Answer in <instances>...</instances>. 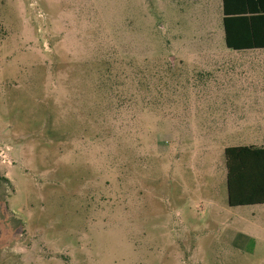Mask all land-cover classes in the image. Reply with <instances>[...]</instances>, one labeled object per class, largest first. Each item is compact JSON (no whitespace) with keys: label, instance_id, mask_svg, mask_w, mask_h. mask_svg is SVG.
Segmentation results:
<instances>
[{"label":"rangeland","instance_id":"1","mask_svg":"<svg viewBox=\"0 0 264 264\" xmlns=\"http://www.w3.org/2000/svg\"><path fill=\"white\" fill-rule=\"evenodd\" d=\"M220 12L0 0V264H264V203L227 201L244 140L216 132L264 98V53Z\"/></svg>","mask_w":264,"mask_h":264},{"label":"trees","instance_id":"2","mask_svg":"<svg viewBox=\"0 0 264 264\" xmlns=\"http://www.w3.org/2000/svg\"><path fill=\"white\" fill-rule=\"evenodd\" d=\"M221 10L228 48L264 47V0H221ZM224 156L228 204L264 203V147L226 146Z\"/></svg>","mask_w":264,"mask_h":264},{"label":"crops","instance_id":"3","mask_svg":"<svg viewBox=\"0 0 264 264\" xmlns=\"http://www.w3.org/2000/svg\"><path fill=\"white\" fill-rule=\"evenodd\" d=\"M220 23L222 24V10H221V0H220ZM223 28V27H222ZM223 32V30H222ZM224 39V32H223ZM225 44V43H224ZM226 48H228L225 45ZM232 49V48H228ZM235 51H247L248 53H264V47L250 48V49H232ZM250 55V54H249ZM250 57V56H248ZM245 57H240L238 61L237 69L239 74L245 75L249 71L247 70V65L242 62ZM261 76H264V70H258ZM264 88V86H263ZM232 102V103H231ZM223 103H225L223 101ZM235 107L241 108L239 111L240 117L232 124L219 122L217 125L216 132L225 133L224 138H232L244 140V143L236 145H252L255 147H264V98L254 99H244L230 101ZM205 130V127L202 128ZM231 145V146H236Z\"/></svg>","mask_w":264,"mask_h":264}]
</instances>
